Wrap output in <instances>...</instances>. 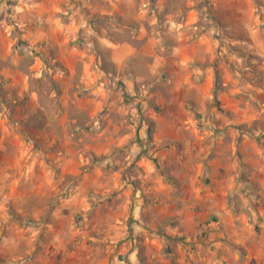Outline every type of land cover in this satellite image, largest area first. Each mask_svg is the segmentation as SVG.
<instances>
[{"label":"rangeland","instance_id":"rangeland-1","mask_svg":"<svg viewBox=\"0 0 264 264\" xmlns=\"http://www.w3.org/2000/svg\"><path fill=\"white\" fill-rule=\"evenodd\" d=\"M258 160L264 0H0V264H252Z\"/></svg>","mask_w":264,"mask_h":264},{"label":"crops","instance_id":"crops-1","mask_svg":"<svg viewBox=\"0 0 264 264\" xmlns=\"http://www.w3.org/2000/svg\"><path fill=\"white\" fill-rule=\"evenodd\" d=\"M260 156H261V153H260ZM261 160H258V162H255V165L258 163L259 166L261 168L264 167V163H260ZM254 165V166H255ZM263 166V167H262ZM255 168H259V167H255ZM256 179H259V178H256ZM259 182V180H257ZM262 182V180H261ZM263 211H264V206H263ZM261 235H260V239H262L264 241V221H262L261 223ZM237 241H240L239 239ZM250 247H249V253H248V256H249V260H252L254 262L251 261L252 264H256L255 261L260 258V257H263L264 258V242H260V245H257L255 247V249L253 251H250ZM257 264H264V263H258Z\"/></svg>","mask_w":264,"mask_h":264}]
</instances>
